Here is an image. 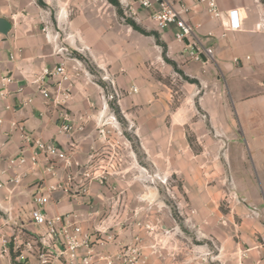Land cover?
Instances as JSON below:
<instances>
[{
  "label": "rangeland",
  "instance_id": "1",
  "mask_svg": "<svg viewBox=\"0 0 264 264\" xmlns=\"http://www.w3.org/2000/svg\"><path fill=\"white\" fill-rule=\"evenodd\" d=\"M118 1L119 7L108 0L10 4L19 37L32 47L40 41L49 55L57 44L70 49L58 56L68 58L74 83L65 109L82 128L75 141L80 170L94 181L90 197L70 198L76 208L66 213L109 227L125 251H139V264H239L237 246L247 252L249 239H263L264 168L247 130L237 126V100L225 94L207 118L197 82L180 70L156 26ZM236 1L257 6L264 25V0ZM71 34L81 41L69 40ZM225 86L231 89L229 81ZM180 108L186 118L176 127ZM255 117L264 122V113ZM29 209L9 211L29 221ZM31 227L12 228L26 237Z\"/></svg>",
  "mask_w": 264,
  "mask_h": 264
},
{
  "label": "crops",
  "instance_id": "2",
  "mask_svg": "<svg viewBox=\"0 0 264 264\" xmlns=\"http://www.w3.org/2000/svg\"><path fill=\"white\" fill-rule=\"evenodd\" d=\"M121 1L126 6L133 7L134 15L149 17L155 26L150 13L140 9L134 0ZM216 1L223 12L238 10L239 18L243 20L242 29L225 31L223 22L208 13L207 3L186 0L191 7L186 19L194 26L196 39L204 47L213 50L214 58L211 61L204 59L203 62H196L188 59L183 52L184 45L174 38L175 28L166 31L156 30L167 44L171 56L183 74L197 82L193 84L195 85L193 90H196L195 96L200 97V107L207 114V118L214 117L216 106L222 105L221 101L225 94L235 97L239 108V112L235 113L236 119L238 118L237 126L240 124L247 130L246 139L249 138L257 161L264 168V122L255 121V116L264 113V25L260 23L263 16L261 17L257 6L254 7L250 3L242 1L237 3L236 0ZM2 2L5 5L0 6V17L9 20L12 24V29L7 35L0 34V120H2L0 123V182H6L11 172L7 160L16 156L24 145L20 131L13 128L12 124L25 126L36 139L55 140L57 144L66 146L71 138L59 133V125L62 122V112L67 111L69 115L71 112L69 109L64 110L67 103L64 107H58L52 101L44 99L38 90V85L34 83L41 77L44 68L54 67L61 57L58 58L53 53L49 55L47 51L43 53L40 41L35 48L27 39L19 37L10 10L12 0H0V5ZM62 18L64 17H61V22ZM70 32L73 33L72 28ZM46 40L50 42L49 36ZM69 40L78 43L81 38L71 34ZM235 59H238V62ZM7 77H11L13 82L4 85L2 80ZM228 81L231 89L225 86ZM49 82L52 80L49 79ZM48 86L51 93L55 92L54 86L51 84ZM19 89L23 91L19 92ZM184 115L185 110L182 108L174 113L172 119L176 127L182 126L185 122ZM78 138L79 132H76L74 135L76 143L79 142ZM76 153L80 157L77 151ZM30 170L27 168V171ZM33 179L31 175L28 176L21 185L15 187L14 192L8 187L0 189V208L10 211L27 208L31 210ZM56 199L60 200L59 204L54 203L49 208L53 214L66 213V210L76 208L75 203L69 202L67 198L57 195ZM253 209L257 208L249 207L251 215H254ZM256 214L259 216L258 212ZM12 217L21 226L29 222L22 217L16 218L13 213ZM262 238L260 244L256 245L253 244L254 240L249 239L252 244L247 246V252L242 250L241 244L237 246L239 252H235V258H239V264H264V234Z\"/></svg>",
  "mask_w": 264,
  "mask_h": 264
},
{
  "label": "built area",
  "instance_id": "3",
  "mask_svg": "<svg viewBox=\"0 0 264 264\" xmlns=\"http://www.w3.org/2000/svg\"><path fill=\"white\" fill-rule=\"evenodd\" d=\"M134 1L140 9L150 13L159 31L175 28L174 38L184 45L183 52L188 59L203 62L204 59L211 61L214 58L213 50L196 39L195 28L186 19L191 11L186 0ZM193 1L207 3L208 13L223 22L225 31L242 29L243 20H240L238 10L223 12L216 0ZM130 9L134 13L132 6ZM54 52L62 58L71 55L69 47L58 44ZM62 58L54 67L44 68L41 77L34 82L44 99L58 107H64L72 99L74 89L65 60L68 58ZM235 61L238 62V59ZM49 79L54 84L53 93L48 86L51 84ZM2 82L4 85L11 84L13 80L7 77ZM22 91L19 89V92ZM61 118L59 133L71 138L66 146L57 144L55 140L36 139L25 126L12 124L20 131L24 145L16 156L7 160L11 172L6 182H0V189L8 187L14 192L15 187L28 176L34 178L31 182L34 190L29 214L32 229L26 237L15 232L12 227L21 225L17 224L9 210L0 208V211L3 210L0 212V264H139V251H125V244L116 238L109 227L88 226L80 214L51 213V204L60 202L56 199L57 195L82 203V200L90 197V186L94 181L91 173L80 170L82 164L75 155L77 144L74 135L82 128L73 124L67 111L62 112ZM27 168L31 170L27 171ZM256 212L257 209H253L254 215H257Z\"/></svg>",
  "mask_w": 264,
  "mask_h": 264
},
{
  "label": "water",
  "instance_id": "4",
  "mask_svg": "<svg viewBox=\"0 0 264 264\" xmlns=\"http://www.w3.org/2000/svg\"><path fill=\"white\" fill-rule=\"evenodd\" d=\"M12 29V24L9 20L0 17V34L7 35Z\"/></svg>",
  "mask_w": 264,
  "mask_h": 264
},
{
  "label": "trees",
  "instance_id": "5",
  "mask_svg": "<svg viewBox=\"0 0 264 264\" xmlns=\"http://www.w3.org/2000/svg\"><path fill=\"white\" fill-rule=\"evenodd\" d=\"M39 1H40V0H39ZM108 2H109L111 5L115 6V7H119V6H120V3H119L118 0H108Z\"/></svg>",
  "mask_w": 264,
  "mask_h": 264
}]
</instances>
